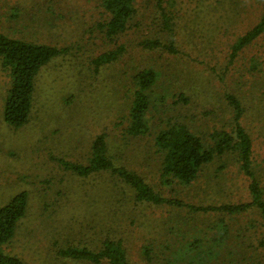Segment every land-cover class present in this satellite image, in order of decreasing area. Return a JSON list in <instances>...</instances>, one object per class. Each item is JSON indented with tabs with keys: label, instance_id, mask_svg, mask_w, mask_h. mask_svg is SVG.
Listing matches in <instances>:
<instances>
[{
	"label": "trees",
	"instance_id": "1",
	"mask_svg": "<svg viewBox=\"0 0 264 264\" xmlns=\"http://www.w3.org/2000/svg\"><path fill=\"white\" fill-rule=\"evenodd\" d=\"M35 1L37 5L25 11V19L32 24L48 13L50 3ZM45 1L48 3H41ZM195 1L201 0H100L98 19L90 21L87 12L72 16L75 29L78 24H90L102 46H110L91 60L95 66L111 67L123 61L127 50L118 41L130 29L141 55L130 78L131 92L123 100L126 114L103 127L89 143L87 153L80 156L83 161L71 160L67 170L75 178L104 174L105 183L111 186L108 194L114 195L115 201L124 204L128 196L133 205L166 206L180 217L163 229L170 241L145 242L136 261H131L122 239L109 237L93 241L92 246L85 240L72 242L69 249L60 251L62 256L87 264H264V188L253 166L252 135L240 123L250 112L259 113L264 123V84L262 91L255 86L248 94L244 90L248 82L243 81L246 75L264 70V55L252 54L248 63L249 57H244L246 49L264 39V0H205L206 9L190 13L189 6ZM211 1L230 3L228 10H235L236 18L221 14ZM251 1L257 8L245 17ZM238 24L247 26L225 44L230 49L229 59L219 66V72L214 71L217 84L213 75L211 81L206 77L203 85L199 84L204 91L186 83L191 73L193 81L200 80L187 66L220 42L219 27L223 26L226 34L228 26L233 29ZM61 53L0 34V66L9 80L3 107L7 125L19 128L26 124L35 77L45 63ZM177 64L181 74L174 72ZM166 73L176 77H166ZM209 105L210 111L204 109ZM144 164L148 173L134 170ZM231 167L249 181L247 203L223 202L225 183L216 182L217 188L207 192L205 185L224 177ZM154 179L157 183H152ZM206 198L210 201L201 202ZM26 207L27 195L21 192L0 208V264H23L3 254L1 247L11 240ZM257 227L263 229L261 237Z\"/></svg>",
	"mask_w": 264,
	"mask_h": 264
},
{
	"label": "rangeland",
	"instance_id": "2",
	"mask_svg": "<svg viewBox=\"0 0 264 264\" xmlns=\"http://www.w3.org/2000/svg\"><path fill=\"white\" fill-rule=\"evenodd\" d=\"M49 2L48 13L32 24L25 19V11L30 6H36L37 1L0 0V34L62 50L59 56L45 63L36 75L31 115L26 124L19 128L10 127L3 118L9 80L0 66V208L21 192L27 195L25 217L18 222L14 235L2 245L1 251L18 258L23 264H87L64 257L60 251L69 249L70 244H77L78 240H85L88 246H92L93 241L109 237L111 240L122 239L131 261H136L141 245L165 239L167 233L163 229L173 225V220L175 217L179 219L180 213L175 215L166 206L133 205L128 196L124 204L115 201V196L108 194L111 186L105 183L104 174L75 178L70 175L67 165L71 160L83 161L80 156L87 153L89 143L102 128L108 123L118 122L126 114L123 100L131 92L130 78L137 70L138 54L141 55L135 47L137 38L131 29L127 31L118 41L127 50L123 61L118 60L111 67H97L90 63L91 60L110 46H102L99 35L92 32L90 24H78L75 29L71 18L87 12L90 21L98 19L100 0ZM205 2L201 0L190 4L189 12L206 9ZM213 5L221 9V14L236 18L235 10H228L230 3L221 1ZM255 8L256 2L251 1L243 16L250 17ZM44 16H48L47 21H44ZM141 17L139 13L138 18ZM245 26L247 24H238V28L236 25L233 29L228 26L226 34L223 26H220L221 29L217 31L220 42L210 44L204 56L195 58V62L187 66L191 72L199 74V83L193 81L192 73L188 75L189 81L186 80V83L204 91L202 81L206 77L211 81L214 76L217 84L214 71L219 72V66L229 59L230 49L225 44L232 42ZM75 36L79 37L74 41ZM245 51L244 57H249L245 61L247 63L252 54L263 57L264 39ZM197 62L203 65H197ZM174 66V72L181 74L180 65ZM185 72L182 69L186 77ZM168 76L176 77V74L166 73ZM243 81L248 82L244 89L248 94V90H254L255 86L256 90L262 91L264 70L257 71L255 76L246 75ZM252 82L254 86L250 87ZM242 91L239 90V93ZM204 109L210 111V105ZM240 123L252 135L253 166L256 179L264 188V123L259 113L252 112L244 115ZM121 163L125 165L124 160ZM145 165L137 166L134 170L148 173ZM216 182L219 185L225 183L227 187L223 202L234 204L250 201L247 189L249 181L237 168L231 167L224 177L213 183L210 180L209 185H205L208 193L217 188L218 185H214ZM152 183H157L156 179ZM155 187L157 190L158 186ZM194 192L193 188L191 196H194ZM162 195L167 196L165 193ZM197 195H201L200 192ZM208 201L206 198L201 202ZM262 231V227H257L259 237ZM166 239L168 243L170 239Z\"/></svg>",
	"mask_w": 264,
	"mask_h": 264
}]
</instances>
